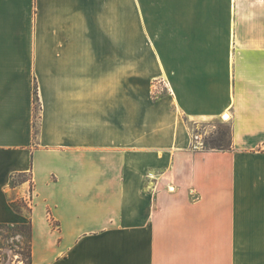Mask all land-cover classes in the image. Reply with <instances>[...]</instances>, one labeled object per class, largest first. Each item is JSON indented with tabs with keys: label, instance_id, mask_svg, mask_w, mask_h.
Wrapping results in <instances>:
<instances>
[{
	"label": "crops",
	"instance_id": "crops-1",
	"mask_svg": "<svg viewBox=\"0 0 264 264\" xmlns=\"http://www.w3.org/2000/svg\"><path fill=\"white\" fill-rule=\"evenodd\" d=\"M224 113L231 148H194ZM26 223L30 264H264V0H0V225Z\"/></svg>",
	"mask_w": 264,
	"mask_h": 264
},
{
	"label": "rangeland",
	"instance_id": "rangeland-1",
	"mask_svg": "<svg viewBox=\"0 0 264 264\" xmlns=\"http://www.w3.org/2000/svg\"><path fill=\"white\" fill-rule=\"evenodd\" d=\"M155 86L161 89L160 84L155 80L152 84L151 92L152 89L156 90ZM38 108L39 105L37 103V110ZM195 135L199 136V140L203 142L204 148H210L209 140L219 136L221 139L219 143L224 145L230 143L232 140V129L227 119L223 117L220 120H213L202 125H194L192 139ZM28 234L29 229L27 226L22 228L11 225L0 226V247L3 251L1 264H29Z\"/></svg>",
	"mask_w": 264,
	"mask_h": 264
},
{
	"label": "trees",
	"instance_id": "trees-1",
	"mask_svg": "<svg viewBox=\"0 0 264 264\" xmlns=\"http://www.w3.org/2000/svg\"><path fill=\"white\" fill-rule=\"evenodd\" d=\"M34 96H35V101L36 103H38V90H37V86L36 84H34ZM37 108V107H36ZM231 133V132H230ZM219 141H221L220 139V136L215 138V139H210L209 140V147L210 148H214V149H218V150H228L231 148V145H232V140L230 143H228L227 145H224L222 143H219ZM22 180V177H18V178H15L13 177L12 179V184H17L18 182H20ZM21 206L23 205L22 203L20 204ZM15 206L17 208H19L18 204ZM1 226V225H0ZM16 227H24V226H27L28 229H29V234H28V242H29V264L32 262V249H31V245H32V224L31 223H26V224H17L15 225Z\"/></svg>",
	"mask_w": 264,
	"mask_h": 264
},
{
	"label": "built area",
	"instance_id": "built-area-1",
	"mask_svg": "<svg viewBox=\"0 0 264 264\" xmlns=\"http://www.w3.org/2000/svg\"><path fill=\"white\" fill-rule=\"evenodd\" d=\"M156 82L160 84L161 89L159 87L155 86L156 90L152 89V92H151L153 97H158L160 95V93H162L164 88L167 87V84H166V82L163 79H161V80L157 79ZM193 142H194L193 143V147L194 148H197V149L204 148V144H203L202 141L199 140V136L198 135L193 136ZM149 176L153 177L152 174H149Z\"/></svg>",
	"mask_w": 264,
	"mask_h": 264
},
{
	"label": "bare ground",
	"instance_id": "bare-ground-1",
	"mask_svg": "<svg viewBox=\"0 0 264 264\" xmlns=\"http://www.w3.org/2000/svg\"><path fill=\"white\" fill-rule=\"evenodd\" d=\"M229 115H230L229 113H224L223 117H224L225 119H229V118H230Z\"/></svg>",
	"mask_w": 264,
	"mask_h": 264
}]
</instances>
